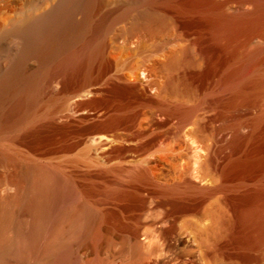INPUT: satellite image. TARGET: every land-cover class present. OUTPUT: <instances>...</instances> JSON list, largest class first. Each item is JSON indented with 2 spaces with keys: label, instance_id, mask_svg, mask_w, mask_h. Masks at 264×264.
<instances>
[{
  "label": "rangeland",
  "instance_id": "374dc122",
  "mask_svg": "<svg viewBox=\"0 0 264 264\" xmlns=\"http://www.w3.org/2000/svg\"><path fill=\"white\" fill-rule=\"evenodd\" d=\"M58 1L0 0V72L21 54L24 22ZM240 2L253 9L250 0H100L94 23L116 21L104 36L86 35L104 45L91 82L62 91L68 75H59L33 118L0 135L1 195L14 192L16 164L51 162L92 185L94 210L116 215L92 225V249L75 243L62 264H85L91 250L92 264H264L254 220L264 211V25L217 34L208 10L222 3L232 14ZM40 64L32 57L28 68ZM252 70L231 85L233 72ZM25 134L28 146L18 140Z\"/></svg>",
  "mask_w": 264,
  "mask_h": 264
},
{
  "label": "bare ground",
  "instance_id": "6f19581e",
  "mask_svg": "<svg viewBox=\"0 0 264 264\" xmlns=\"http://www.w3.org/2000/svg\"><path fill=\"white\" fill-rule=\"evenodd\" d=\"M154 1L139 0L147 4ZM250 1L252 10H246L244 2H240L232 14L222 11L225 6L222 3L209 5L217 34L234 37L262 28L264 0ZM99 2L59 0L49 10L24 22L21 54L7 71L0 72V135L8 130L16 132L33 118L32 109L40 92L45 86H51L59 75H68V80L61 84L62 91L80 90L91 82L92 61L102 57L104 45L102 40L91 44L86 35L92 28L104 36L116 21L94 23L93 11ZM78 11L85 12L79 20ZM143 14L167 19L151 9H145ZM126 16L127 13H123L117 20ZM79 42H83L81 47ZM32 57H38L41 64L30 69L28 62ZM81 66L85 70L84 77L76 81L74 77ZM254 72H233L231 85L239 88ZM259 82L264 85V79ZM29 135L19 137V142L28 146L32 141L28 140ZM98 139L107 146L109 137L100 135ZM8 181L14 192L0 193V264H62L63 253L72 252L73 244L92 249L93 224L116 217L112 211L93 209L92 185L82 184L78 176L62 171L51 162L18 163ZM135 203L133 209L138 213L133 215V220L138 225L141 224V205ZM254 217L260 232L264 233V211ZM138 235L136 228L133 237L137 249ZM84 255L85 264H92V250ZM72 257L75 263L80 259L78 255Z\"/></svg>",
  "mask_w": 264,
  "mask_h": 264
}]
</instances>
